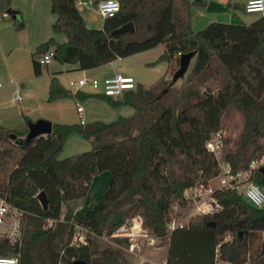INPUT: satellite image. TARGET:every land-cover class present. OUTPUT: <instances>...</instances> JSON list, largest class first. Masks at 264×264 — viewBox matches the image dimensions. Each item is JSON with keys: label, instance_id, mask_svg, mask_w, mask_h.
Returning a JSON list of instances; mask_svg holds the SVG:
<instances>
[{"label": "trees", "instance_id": "16d2710c", "mask_svg": "<svg viewBox=\"0 0 264 264\" xmlns=\"http://www.w3.org/2000/svg\"><path fill=\"white\" fill-rule=\"evenodd\" d=\"M11 1L0 0L1 19ZM91 1L96 6L100 0ZM118 1V12L104 18L101 28H90L74 0H50L56 17L52 33L66 40L58 43L52 36L37 47L35 76L42 73L38 57L49 50L54 60L83 71L159 45L164 46L160 58L168 63L166 71L172 62L179 65L181 54L196 51L191 71L179 88L170 86L164 73L148 88L127 91L121 98L72 93L53 73L48 101L98 98L134 112L111 122L52 123L49 135L30 141L26 132L0 125V200L17 211L27 229L15 242L1 237L0 256H16L18 264H129L123 251L130 247L129 237L115 234L139 217L142 229L158 246L167 247L164 264H214L216 252L221 259L246 264L254 232L262 233L257 258L264 257V207H253L234 190L216 189L212 197L222 206L219 211L194 215L183 227L168 230L172 206H185L184 188L207 184L219 174L217 160L204 143L223 128V115L231 105L243 124L225 150L230 141L224 137L223 160L235 173L264 156V15L250 24L211 22L193 32L189 9L204 6L202 0ZM128 22L134 25L132 32L113 33ZM198 130L201 144H189ZM74 132L89 140L91 149L59 158ZM104 171L110 172L111 181L98 202L87 203L82 216L61 221L63 200L85 196L92 178ZM252 179L264 189V172L257 168ZM40 191L46 194V209L37 198ZM48 220L54 223L48 226ZM75 226L109 237L118 247L93 249L90 237L86 244H72Z\"/></svg>", "mask_w": 264, "mask_h": 264}, {"label": "rangeland", "instance_id": "374dc122", "mask_svg": "<svg viewBox=\"0 0 264 264\" xmlns=\"http://www.w3.org/2000/svg\"><path fill=\"white\" fill-rule=\"evenodd\" d=\"M45 1L50 2V0H45ZM202 1L205 2L204 6L194 4L191 5L189 9L190 26L193 32H198L202 30L211 22H221L228 24H242V23L250 24L253 20H255L257 17L260 16L259 13L248 14L247 12H245V10L242 8L241 5L242 0H223L222 3L223 9L214 12H209L207 10V4L210 1H215V0H202ZM18 2H20V0ZM27 2L28 3H25L26 8H29L31 4L30 0H28ZM10 8L12 7L10 6ZM14 10L18 11L17 9ZM41 10H45V13H47V15L50 16L48 23L46 22V29H48L50 26L49 32L52 34V29L50 24H52L51 22L54 21L55 16L51 13V10L48 12L49 9L47 8L44 9L41 7ZM93 10H94L93 19L95 21H99L102 17L97 11L96 6L93 7ZM18 12H19L18 15L6 14V17H4V19L0 18V31L1 33L5 34V37L9 42H10L9 32L21 30V28L17 26L18 24L20 23L23 24L24 22L25 28L28 27L29 31H31L32 28L35 29L39 27L38 22L35 25L33 18L29 17L30 13H26V15H22L20 11ZM102 19L104 20V18ZM40 24H42L41 21ZM31 32H33V30ZM34 37L36 38L35 35ZM54 38L55 41L58 43H62L65 41V36L61 33L54 34ZM163 53H164V46L159 45L152 49L121 58L116 64L119 66V69L122 72V74L131 75L134 77L137 83L136 90L140 87L148 88L164 73H165L164 80L171 81L173 73L179 67V65L175 66V63L172 62L170 63V68L166 71L168 63L166 59L160 58ZM16 54H17L16 51L13 49L11 55L8 58L7 55L5 54V56L2 59H0V70H1L0 83L2 84L0 91L4 93V100L6 101V105L8 107V110H3V111L5 112V114L9 116H15L16 119L13 120L14 121L17 120L18 122L17 125H13L14 127H9V128L23 132L25 128L19 127L20 126L19 124L21 122L23 125L24 123H27L28 125V123L31 121L30 118H34L35 114L40 112V110L38 109L39 106L51 107L53 106V103H56L55 101H61L62 105L65 106L66 108L65 110H67L68 114H66L67 118L64 119L66 121L61 122L59 121L61 119L58 118L54 121H50L52 123H56V122L61 124L80 123V120L78 118V113L76 110L77 108L76 102H78V104L81 105L82 108L84 109V112L82 113V117L85 120L84 125L92 123L94 121L111 122L119 117H129L133 114L134 110L132 107L130 106L112 107L105 100H101L102 102L100 103L88 99L80 100L77 98H58L52 101H48L49 81L53 73L56 74L60 84L64 88L71 90L72 93H75V91L73 87L69 86L68 84L69 80H74V79L76 80L82 76L81 70H70L73 69L72 68L73 65L62 64L54 59L48 65L41 66L42 68L41 75L32 77L30 83L28 82L26 85H24V88L21 84L19 85V89L21 91V96L23 97V100L20 103L16 102L15 100L13 101L11 99V93L12 91H14V85L10 84V77L8 76V68H10L11 71L13 72L17 71V69L20 70L22 63L21 64L17 63L18 61L17 59L19 58V56H16ZM193 61L194 59L191 60V64L185 76L190 73ZM61 65H63L62 72L52 73L48 71L50 67H55L58 69L61 67ZM104 69L105 68H103V66H100L97 69H90L88 71H85V74L89 77H97L99 76V74L105 72ZM33 75L34 74L32 73V76ZM184 79L185 77L178 80L174 84L175 87L179 88L183 86ZM28 87L34 88L37 92V96H39L38 98L43 100V102L40 101L39 103L34 98H30V100H28L26 94L28 92L27 91ZM85 89L91 90L88 87ZM25 105H28L29 108L31 107L32 111L26 114L24 113V115H22L21 113L19 114L17 112L19 106H25ZM222 123H223L222 129L225 131V137L228 138L230 141L228 146L225 145L224 147L225 150L227 147H230L232 145V141H234L238 137L242 128L243 118L239 110L235 106L231 105L224 113ZM201 139H202V132L201 130H198L196 133H194L192 136L189 137L188 143L193 145L194 144L200 145ZM89 149H91V142L89 140L84 139L80 134L74 132L67 137L63 145V148L58 156L59 158H66L87 151ZM110 181H111L110 172L104 171L98 174V176L93 178L92 183L91 185H89V188L85 196L72 200H63V205H64L63 213H62L63 219L68 220V219H72L73 216H82L84 214L85 205L87 203L96 204L100 196L108 189L110 185ZM211 184L213 185V187H216L218 185V182L216 179H213L211 181ZM262 191L264 193L263 188ZM173 206H176V204H174ZM193 207L194 205L191 204L185 205L183 207L178 206L174 210V212L176 213V217H175L176 220L183 221L184 223H186L188 221V218L191 216V213L195 211L193 210ZM13 211L14 210H11L8 216L3 218V224L0 230V238L1 237L6 238L7 233L5 232V230L10 229L12 222L15 221L14 219L20 218L19 215L13 213ZM19 223H20V235H21V233L26 231L27 229L25 230L26 228L24 227L25 225L23 226L20 221ZM132 226L133 225L129 223V225L119 229L115 234L118 236L129 237L130 243L133 244V250H130V247L128 248L127 251L123 250L129 256L128 263L129 264H164L167 247L158 246V241L156 239H154V244L151 245L150 241L151 238H153V236L149 234L147 230L142 229V227L136 228V230H134V233L131 234L133 232L131 231ZM75 227L73 233L75 232ZM82 235L85 237H90V239L93 240V245H92L93 249L100 250L107 246L118 247L110 240L109 237L93 236L91 234H88L86 231H83ZM261 239H262V233L254 232L249 247V258L246 264H264V257L257 258ZM9 240L11 241V239ZM55 247L56 249H58L60 247V243L57 242Z\"/></svg>", "mask_w": 264, "mask_h": 264}, {"label": "built area", "instance_id": "2783aa9c", "mask_svg": "<svg viewBox=\"0 0 264 264\" xmlns=\"http://www.w3.org/2000/svg\"><path fill=\"white\" fill-rule=\"evenodd\" d=\"M120 4L118 0H100L96 9L102 18L112 17L119 11ZM244 10L247 13H259L264 15V0H245ZM53 60V51L49 50L46 53L38 57V62L41 66L48 65ZM70 87L74 88V91H82L85 88H90L93 93L101 94L104 96H110L113 98H121L127 91H135L137 88L136 80L131 75L115 72L113 75L105 76L102 78L89 77L82 72V76L78 79L69 80ZM1 87V84H0ZM14 99L16 102L22 100V96L18 90L15 91ZM82 124V123H81ZM225 131L220 129L211 134V136L205 141L204 146L214 155L217 160L219 174L210 179L207 184H194L184 188L182 192V198L185 201V205H194L193 213L188 220L194 215H203L208 213H214L219 211L222 206L217 200L212 197V193L216 189H230L240 194L243 199L250 205L256 208L264 207V193L262 187L256 183L252 176L257 168L264 166V156L259 160H253L248 169L239 172H232L230 164L225 162L222 158V148L224 145ZM216 179L218 185L213 187L211 181ZM176 206H172L173 213L171 215V221L168 223V230H173L176 227H183L187 224L183 221L176 220V213L174 210L181 206L175 203ZM183 207V206H182ZM11 208L3 200H0V230L3 224V218L7 217ZM13 213H17L16 210ZM18 214V213H17ZM53 221L48 220V226L52 225ZM83 231H86L80 226L75 227V232L72 236V244H86V237L83 236ZM6 238L10 242H15L20 238V223L19 218H16L12 222L10 229H6ZM150 244H154V239L151 238ZM130 250H133V244H130ZM0 264H18V258L16 256H0ZM214 264H235L229 260H224L219 257L218 252L215 254Z\"/></svg>", "mask_w": 264, "mask_h": 264}, {"label": "crops", "instance_id": "0c3cea01", "mask_svg": "<svg viewBox=\"0 0 264 264\" xmlns=\"http://www.w3.org/2000/svg\"><path fill=\"white\" fill-rule=\"evenodd\" d=\"M18 1L19 0H12L11 1L10 6L12 7V9H17L18 11H20V13H22V15H26V13H30L29 17L33 18L35 25L38 22L39 27H37L35 29L32 28L33 32H31L32 30L29 31L28 27L25 28L24 22H23V24H22L23 26L19 27V28H21V30L9 32L10 42L6 39L5 34L1 33V31H0V59H2L5 56V54L7 55V58H8L14 49L17 53L16 56H19V58L17 59L18 60L17 63H19V64L22 63L20 70L17 69V71H15V72L11 71V69L8 68V76L10 77V84L14 85V91H12V93H11V99L13 101L15 100L14 94H15L16 90H18L21 94V91L19 89V85L21 84L24 88V85H26L28 82L30 83V80H32L31 78L35 76V74L33 72V65H32V58H33V53H34L35 49L38 47V45L45 42L50 37L54 36L53 33L51 34L49 32L50 26L48 29H46V22L48 23L50 16H48L47 13H45V10H41V7H42L44 9L45 8L49 9L48 12L50 11V2L49 1L47 2L45 0H30L31 4H30L29 8H26V4H25V3H28L27 2L28 0H26V2H25V0H20V2H18ZM74 1H75V5H76L77 9L79 10L81 15L83 16V18L86 22V25L88 27H90V28L91 27L92 28H101L102 27V24H103L102 18L99 21H95L93 19V13H94L93 7H95V6L92 4L91 0H74ZM215 1L217 3H220V4L223 3V0H215ZM244 3H245V0H242L241 5H242L243 9H244ZM41 4H43V5H41ZM18 14H19V12H18ZM248 14H251V13H248ZM5 17H6V14H5ZM40 21L42 22V24H40ZM53 22L54 21H52L51 23H53ZM50 25H52V24H50ZM34 35L36 36V38L34 37ZM120 59L121 58H118V59H116V60H114L108 64L103 65V68H105L104 69L105 72L102 74H99V76H97V77L102 78L105 76H110V75H113L115 72L122 73L119 69V66L116 64ZM25 64H26V66H25ZM72 68L73 69H70V70H76V67L74 65ZM47 69H48V67H47ZM94 69H97V68H94ZM62 70H63V65H61V67L58 69L55 67H50V69H48V71L52 72V73L53 72H62ZM83 71H88V70H83ZM32 73L34 74L33 76H32ZM1 87H2V84H1ZM27 91L28 92L26 94H27L28 100H30V98H34L39 103H40V101L43 102V100L38 98L39 96H37V92L34 88L28 87ZM82 91L85 93H93L91 90H88V89L87 90L83 89ZM22 100H23V97H22ZM88 100H92V101L99 102V103L102 102L98 98H88ZM20 102H18V103H20ZM55 102L56 103H53V106H51V107L39 106L38 109L40 110V112L35 114L34 118H30V116H29L31 121H36L39 119H44L47 121H54L58 118L61 119V120H59L61 122L66 121L64 119L67 118L66 114H68V113H67V110H65L66 109L65 106L62 105L61 101H55ZM99 106H101V105H99ZM76 107H77L76 110L78 113V118L80 120V123L84 124L85 120L82 117V113L84 112V109L82 108L81 105L78 104V102H76ZM3 110H8V107L6 105V101L4 100V93L0 91V125L2 127L12 129L9 127H14L13 125H17V123H18L17 120L16 121L13 120V119H16V117L15 116H9V115L5 114V112ZM30 111H32V108L31 107L29 108L28 105H25V106H19V109L17 112L19 114L21 113L22 115H24V113L26 114ZM19 125H20L19 127L25 128V129L23 128L24 132H26V133L28 132L27 123H24V125H23L21 122ZM96 176H98V175H96ZM96 176H94V177H96ZM93 178H92V180H93ZM92 180H91V183H92ZM91 183H90V185H91ZM63 208H64V205L62 203V213H63ZM60 220L64 221V222H69L71 219L64 220L62 217V214H61ZM130 223L133 225L131 227V231H133L131 234L134 233V230H136V228H141V225H140L141 221H140L139 217L133 218L130 221ZM22 225H24V223H22ZM124 227H126V226H124ZM115 236H118V235H115Z\"/></svg>", "mask_w": 264, "mask_h": 264}, {"label": "water", "instance_id": "95a60500", "mask_svg": "<svg viewBox=\"0 0 264 264\" xmlns=\"http://www.w3.org/2000/svg\"><path fill=\"white\" fill-rule=\"evenodd\" d=\"M223 9V5L220 3H217L215 1H210L207 4V10L209 12L219 11ZM5 14L7 15H17L18 11L8 8L5 11ZM134 30V25L132 22H128L119 28L115 29L113 33H125V32H132ZM196 51H190L187 53H183L180 55L179 59V67L178 69L173 73L171 81L169 85H174L179 79L183 78L191 64V60L193 56L195 55ZM28 132L26 133L25 140L30 141L31 139L38 137V136H44L49 135L52 130V123L50 121L39 119L36 121H30L27 125ZM261 172H264V166H261L259 168ZM37 198L41 204V206L46 209L47 207V197L44 191H40L37 194ZM72 264H85L83 260H76Z\"/></svg>", "mask_w": 264, "mask_h": 264}]
</instances>
